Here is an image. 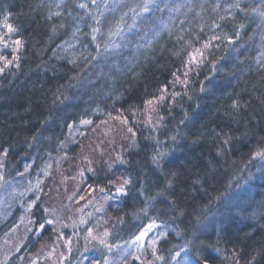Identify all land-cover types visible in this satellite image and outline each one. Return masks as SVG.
<instances>
[{
    "label": "trees",
    "instance_id": "16d2710c",
    "mask_svg": "<svg viewBox=\"0 0 264 264\" xmlns=\"http://www.w3.org/2000/svg\"><path fill=\"white\" fill-rule=\"evenodd\" d=\"M235 3L154 0L144 12L145 0H0V35L8 40L0 56L19 57L7 67L0 61V178L26 164L31 171L39 167L71 127L118 119L127 144L112 142L116 154L97 156L85 180L105 191L109 180L131 183L104 210L106 227H95V235L107 230L108 243L131 244L155 220L163 232L155 251L165 261L182 251L190 264H264V158L255 155L264 149V0L229 7ZM177 5L183 7L170 11ZM5 18L16 31L7 33ZM117 22L122 34L109 38ZM93 27L100 28L96 41ZM214 35L221 38L202 63L188 64L192 48ZM16 40L21 45L14 51ZM105 43L118 46L105 50ZM147 101L154 102L156 119ZM161 151L166 155L158 165L153 157ZM80 154L69 158H87ZM146 197H154L147 215L140 212ZM21 213L17 205L0 222V243ZM49 215L35 205L16 247L6 257L0 253V264L50 259L58 226L46 223ZM72 258L68 264H75Z\"/></svg>",
    "mask_w": 264,
    "mask_h": 264
},
{
    "label": "rangeland",
    "instance_id": "374dc122",
    "mask_svg": "<svg viewBox=\"0 0 264 264\" xmlns=\"http://www.w3.org/2000/svg\"><path fill=\"white\" fill-rule=\"evenodd\" d=\"M146 108L149 116L156 119L154 102L147 104ZM81 127L83 128V126L71 127L60 149L54 155L48 156L39 167L31 171V164H26L12 177L0 178V222L5 220L17 205L22 210L18 216L17 227L4 242L0 243L1 255L6 257L7 250L12 251L14 249L12 247H16L19 235L24 232L29 223L27 215L35 205H43L49 210L45 211L50 214L49 220H53L52 224L58 226V238L55 239L57 243L53 244L56 252L52 254L53 256L50 254L51 258L48 260L37 262L35 258L28 257L20 264H33V262L34 264H68L72 257L77 259L75 264H84L90 255L94 258L86 264H96V261L103 264L105 256L108 257V264H149V262L151 264H190L187 255L182 254V251L178 252L179 255L172 254L170 260L165 261L162 257L157 259L156 263L153 261L157 255L152 254L151 241L154 239L158 241L163 233L158 227L148 231L143 241L136 244L119 243L112 248L111 252L100 245L98 240L88 237V229L106 227L104 210L111 205H116L120 196L124 195H116L114 185L109 191L102 192L100 188L88 184L85 180V172L97 165V156L112 158L116 154L112 151L116 149L111 147L112 142L119 140L121 144H127L128 140L127 129L118 119H108L94 127L86 126L85 129H80ZM71 147L75 149L74 154L72 151L69 152ZM79 153L86 155L87 158L82 161L79 156L76 160L69 158ZM37 181L40 182L39 188L36 187ZM31 201H35V204L29 209L28 205ZM81 219L86 222L81 223ZM68 241L71 242V252H69ZM145 241L148 243L147 247L144 246ZM144 247L148 250L145 251ZM72 252L73 256L70 255Z\"/></svg>",
    "mask_w": 264,
    "mask_h": 264
},
{
    "label": "snow or ice",
    "instance_id": "6c2138e0",
    "mask_svg": "<svg viewBox=\"0 0 264 264\" xmlns=\"http://www.w3.org/2000/svg\"><path fill=\"white\" fill-rule=\"evenodd\" d=\"M150 2H154V0H145V4H144V6H143V8H142V11H144V12L149 11L148 4H149ZM92 3H93V4H96V0H92ZM79 7H80V8L87 9V8H88V5L85 4V3H81V4L79 5ZM165 7H168V5L165 4ZM181 7H183V5H177L175 8L170 9V11H179ZM189 7H190V6H189ZM217 7H219V5H217ZM229 7L240 8L239 0H236V3L233 4V5H229ZM160 11H163V9H160ZM253 11H255V9H253ZM56 15H59V13H56ZM229 15H231V13H229ZM261 16L264 17V12L261 13ZM93 19L96 20L97 23H99V15H94V16H93ZM220 19L223 20L224 17L221 16ZM121 20H123V17H121ZM213 26H214V27L216 26V25H215V22H213ZM4 27L7 29V33H9V34L12 33V32H14V31H16V29H15L11 24L7 23L6 18H5ZM239 27L243 28L244 25L241 24V25H239ZM54 30H55V29H54ZM181 31H183V30L181 29ZM76 32H79V28L76 29ZM99 32H100V28H99V27H93V28H92L91 36H92V40H93V41H96V40H97V33H99ZM75 34H76V33L74 32V33H73V36H75ZM121 34H122V24H121L120 22H117V24L115 25L114 29H110V30L108 31V36H109V38H111V37L114 36V35H115V36H119V35H121ZM159 34H160L159 32H156V33H155V36H159ZM235 35H236L237 37H239V32H236ZM220 38H221V37H219V36H215V35H214V36L210 37L209 40L204 41L203 44L201 45V47H199V48L193 47V48H192V51L188 53V60H187V63H188V64H193V63H195L197 66H199V64L202 63V61H203L205 50L208 49V48H210V47L212 46V43H211V42H212L213 40H218V39H220ZM177 39H178V40H183V36H178ZM226 39H227L229 42L232 41V37H231V36L226 37ZM187 43H188L189 46H191V43H192V42H191V40H189ZM0 44H3V45H5V46H7V44H8V40L6 39L5 35H0ZM14 44H15V46H16V48H14V51H15V50L18 49L19 46L21 45V41H20V40H16V41H14ZM110 46H118V45H110V44H108V43H105V44L103 45V47L105 48V50H107V48L110 47ZM68 47L71 48L72 45L69 44ZM99 47H101V45H100L99 43H97V48H99ZM18 59H19L18 56H13V59H12V60H9V59H8L7 57H5V56H0V61H3V62H4V67H7L8 65L12 64L13 61L18 60ZM212 63H213V67H215V63H216V62L213 61ZM262 66H264V65H262ZM4 67H0V72H3V71H4ZM185 75H186V74H185ZM205 79H207V77H205ZM181 83H183V81H181ZM201 91H203V88L201 89ZM173 95H174V96H175V95H178V93H174ZM163 98H164L163 96L160 97L161 100H162ZM146 103H147V104H151L152 101H147ZM238 106H239V105L237 104V102L234 101V102H233V107L235 108V107H238ZM81 123H83V124H89V123H91V121H88V120H82ZM181 123H183V121H181ZM70 127H71V126H70ZM131 131H132V129L129 128V132H131ZM133 135H134V133H133ZM172 139L174 140L175 137H172ZM224 143L227 144V143H228V140H225ZM5 154H6V150H5ZM165 155H166V153L163 152V151H161V152H157V154L153 157L154 162L157 163V164L159 165L160 160H161ZM255 155H256V156H260L261 158H264V149L256 151V152H255ZM118 159H120V158L118 157ZM121 162H123V161H121ZM109 167H111V166H109ZM88 170H89V171H92V169H88ZM81 175H83V173H81ZM173 175H174V173H173ZM108 183H109L110 185H114V186H115V194L119 196V195H126V194H127L126 186L129 185V184L131 183V180H130V179H126V178H117V180H109ZM39 184H40V182L37 181V184H36V187H37V188H39ZM168 184H169V185L171 184V180H168ZM30 190H31V189H30ZM101 191L103 192V191H105V189L102 188ZM37 199H39V197H37ZM81 199H83V197H81ZM106 199H107V197H106ZM152 199H154V197H146L145 206H144V208L140 209V212H142V213H144L145 215H147V210H148V207L150 206V201H151ZM33 204H35V201H31V202L29 203V205H28V208L31 209V207L33 206ZM45 211L47 212V211H49V210H48V209H45ZM53 211H54V210H53ZM89 215H91V213H89ZM80 222H81V223H85L86 221H85L84 219H81ZM46 223H47V224H52V223H54V221H53V220H48V221H46ZM44 226H45L44 224H41V225H40V228L43 229ZM155 227H156V223H155V220H153L150 224H148V225L145 227L144 230H141V231L139 232V234L136 235V236L132 239L131 243L136 244L137 242H141V241H143L144 238H145V236L148 234V231H150L151 229H153V228H155ZM61 235H63V234L61 233ZM162 235H163V233H162ZM108 236H109V232H108L107 230H105L102 234L93 235V230H92L91 228L88 229V237H90L92 240H98V242H99L100 245H103L104 248H106L109 252H111V250H112V248L114 247V245L108 243V240H107V237H108ZM88 237H86V239H88ZM68 243H69V252H71V246H70V245H71V242L68 241ZM126 243H129V242H126ZM151 244H152V246H153V252H152V254H153L154 256H156V251H155L156 240H155V239L152 240V241H151ZM138 246H139V244H138ZM177 255H179V253H177ZM136 258L139 259V257H136ZM156 259H162V257H160V256H156ZM33 264H34V262H33ZM96 264H100V261H96ZM103 264H108V257H107V256L103 257ZM149 264H151V262H149ZM204 264H208V261L205 260V261H204Z\"/></svg>",
    "mask_w": 264,
    "mask_h": 264
}]
</instances>
